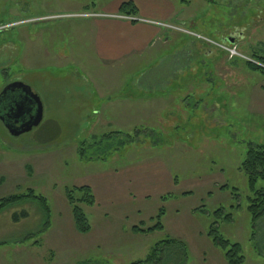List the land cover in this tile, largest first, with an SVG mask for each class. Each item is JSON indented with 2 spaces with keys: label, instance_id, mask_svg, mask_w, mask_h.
Listing matches in <instances>:
<instances>
[{
  "label": "rangeland",
  "instance_id": "obj_1",
  "mask_svg": "<svg viewBox=\"0 0 264 264\" xmlns=\"http://www.w3.org/2000/svg\"><path fill=\"white\" fill-rule=\"evenodd\" d=\"M125 1L0 0V93L22 80L44 104L42 123L19 136L0 120V198L30 188L51 207L43 233L38 202L0 213V264H131L168 238L186 242L187 264H227L208 234L216 221L242 245L244 264H264V215L253 222L241 170L250 144H264V75L247 63L264 54V0H134L149 17L140 20L172 26H161L171 44L100 64L81 35L93 28L86 20ZM82 12L93 15L71 16ZM34 40L62 55L34 59ZM84 185L96 199L82 205L88 233L76 230L66 197ZM161 208L165 229L132 231ZM23 209L30 216L15 223Z\"/></svg>",
  "mask_w": 264,
  "mask_h": 264
},
{
  "label": "trees",
  "instance_id": "obj_2",
  "mask_svg": "<svg viewBox=\"0 0 264 264\" xmlns=\"http://www.w3.org/2000/svg\"><path fill=\"white\" fill-rule=\"evenodd\" d=\"M120 12L124 15L136 17L138 14V7L133 0L125 1L120 6ZM254 61L247 60L248 65L261 72L264 75V54H255L251 57ZM11 97L1 95L0 93V114H4V109L9 105ZM122 132H117L121 135ZM105 134L99 142L105 138H110L112 134ZM87 148L80 149L81 154L86 156ZM241 170L245 173L248 181V187L254 193V198L250 197V204L248 210L252 216L253 222H257L264 215V186L259 187V182H264V144L252 143L246 153V157L241 164ZM4 182L3 177L0 178V183ZM66 197L72 209V215L76 230L80 233H88L92 229L91 223L82 205L94 206L96 203L95 194L89 185H84L66 190ZM23 201H35L42 207L48 221L45 222V227L41 233L45 232L50 226L51 207L47 198L42 194H37L35 190L30 189L23 194H12L0 198V213L4 210L13 207ZM165 208H161L158 214L151 219L155 222L152 226L146 227L144 223H140L132 227L135 233H150L157 230L165 229L163 217L165 215ZM218 213H223L224 209L220 208ZM216 212V213H217ZM30 216L28 210L23 209L14 212L12 219L15 223L21 222ZM226 219L231 220L232 215L227 214ZM218 222H214L209 230V236L212 237L213 243L224 254L227 264H244L246 261L243 254L242 245L239 242H232L231 240L219 234L217 229ZM47 225V226H46ZM189 258V251L186 242L174 238H168L156 243L150 253L144 258L139 259L131 264H187Z\"/></svg>",
  "mask_w": 264,
  "mask_h": 264
},
{
  "label": "crops",
  "instance_id": "obj_3",
  "mask_svg": "<svg viewBox=\"0 0 264 264\" xmlns=\"http://www.w3.org/2000/svg\"><path fill=\"white\" fill-rule=\"evenodd\" d=\"M134 2L137 5L136 1ZM121 4L114 6L111 10H103L106 13L101 14L99 17H92L90 20H86L91 22L93 28L91 30H85L81 35L89 39L87 48H91L95 61L100 64L115 65L121 62H128L137 55H143L150 47L153 45L157 46L158 43H161L163 47H169L173 37L169 31L163 30L161 26L157 24L140 20V18H144L143 20L149 18L145 15L139 16L137 14V16L134 17L122 14L120 12ZM137 7L139 13V6L137 5ZM148 20L160 21L154 19ZM34 41L36 44L35 49H33L34 59L39 58L40 50L43 51V54H45L47 58L50 56L60 57L62 55L60 54L62 50L61 47H55L54 50H51L50 45L45 48L44 44H42L44 42L40 40ZM208 47H210V45H208ZM173 49L174 52H169L170 54L174 53L172 55L169 54L171 60L178 54V51H180L178 45ZM160 59L162 58L160 57L159 60ZM157 80L166 81L167 79L163 80L159 78ZM35 92L40 94L38 90ZM124 96H121L120 100L133 101V95L131 93ZM145 96L146 95H141V97Z\"/></svg>",
  "mask_w": 264,
  "mask_h": 264
},
{
  "label": "water",
  "instance_id": "obj_4",
  "mask_svg": "<svg viewBox=\"0 0 264 264\" xmlns=\"http://www.w3.org/2000/svg\"><path fill=\"white\" fill-rule=\"evenodd\" d=\"M1 95L11 97L9 105L0 114L9 132L19 136L38 127L44 117V104L41 96L22 80L7 84Z\"/></svg>",
  "mask_w": 264,
  "mask_h": 264
},
{
  "label": "built area",
  "instance_id": "obj_5",
  "mask_svg": "<svg viewBox=\"0 0 264 264\" xmlns=\"http://www.w3.org/2000/svg\"><path fill=\"white\" fill-rule=\"evenodd\" d=\"M90 15H93V14H90L88 12H82V13H76V14H73L71 16L73 17H87V16H90ZM158 23V22H156ZM158 24H160L161 26H164V27H169V28H172V26H170L169 24H165V23H161L159 22ZM179 29V28H178ZM232 55H234L235 53H237L236 49H233L232 48H228L227 49ZM257 64L261 65L260 63L257 62Z\"/></svg>",
  "mask_w": 264,
  "mask_h": 264
},
{
  "label": "flooded vegetation",
  "instance_id": "obj_6",
  "mask_svg": "<svg viewBox=\"0 0 264 264\" xmlns=\"http://www.w3.org/2000/svg\"><path fill=\"white\" fill-rule=\"evenodd\" d=\"M232 38L235 39L234 36H232L230 39H232Z\"/></svg>",
  "mask_w": 264,
  "mask_h": 264
}]
</instances>
